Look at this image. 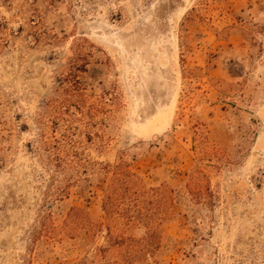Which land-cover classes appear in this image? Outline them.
Instances as JSON below:
<instances>
[{
    "label": "rangeland",
    "instance_id": "1",
    "mask_svg": "<svg viewBox=\"0 0 264 264\" xmlns=\"http://www.w3.org/2000/svg\"><path fill=\"white\" fill-rule=\"evenodd\" d=\"M0 264H264V0H0Z\"/></svg>",
    "mask_w": 264,
    "mask_h": 264
},
{
    "label": "bare ground",
    "instance_id": "2",
    "mask_svg": "<svg viewBox=\"0 0 264 264\" xmlns=\"http://www.w3.org/2000/svg\"><path fill=\"white\" fill-rule=\"evenodd\" d=\"M171 65V64H170ZM167 66H168V64H167ZM166 66V67H167ZM162 70H164V68L162 69ZM154 71H156V69H154ZM166 71V70H165ZM158 72V71H157ZM163 75V74H162ZM161 84V83H160ZM171 105V104H170ZM172 106V105H171ZM149 108H151V106L149 105L148 107H147V109H149ZM163 109V108H162ZM167 109V108H166ZM165 109V110H166ZM167 110H169L170 112H171V109H167ZM162 111H164V109L162 110ZM158 112V111H157ZM164 112H166V111H164ZM159 113V112H158ZM168 113V111L166 112V114ZM165 121H166V116H165V114H163V112L161 113V115H157V116H154V115H152L150 118H148L145 122L146 123H149V124H152V127L149 129V131L148 130H144V132L146 133V132H148V133H151V134H154V133H156V132H159L161 129H162V127H163V125H164V123H165ZM148 124V126H150ZM146 125V124H145ZM144 125V126H145ZM147 127V125L144 127V128H146ZM146 129H148V127L146 128ZM139 130H140V128H139ZM140 132H141V130H140ZM137 133H138V131H137ZM147 133V134H148Z\"/></svg>",
    "mask_w": 264,
    "mask_h": 264
},
{
    "label": "trees",
    "instance_id": "3",
    "mask_svg": "<svg viewBox=\"0 0 264 264\" xmlns=\"http://www.w3.org/2000/svg\"><path fill=\"white\" fill-rule=\"evenodd\" d=\"M118 168L120 169L121 167H118ZM132 175H134V174H132ZM111 194H112V192H110L108 199H111Z\"/></svg>",
    "mask_w": 264,
    "mask_h": 264
}]
</instances>
